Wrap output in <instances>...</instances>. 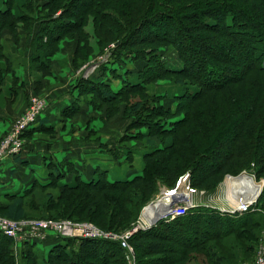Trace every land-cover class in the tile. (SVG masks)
<instances>
[{
    "label": "trees",
    "instance_id": "obj_1",
    "mask_svg": "<svg viewBox=\"0 0 264 264\" xmlns=\"http://www.w3.org/2000/svg\"><path fill=\"white\" fill-rule=\"evenodd\" d=\"M3 1L0 39L2 30L15 33L19 23L27 33L36 29L31 62L44 69L66 38L76 39L75 62L93 54L85 31L89 23L95 50L115 46L109 65L143 64L140 82L125 79L116 93L100 83L105 66L89 80H79L78 86L90 90L96 108L107 107L108 117L123 106L124 118L133 117L125 131L139 132L121 141H141L147 152L142 174L130 180L109 182L107 173L97 170L95 180L83 182L76 176L73 186L60 189L69 166L48 162L49 182H34L22 196H7V203L0 204L1 216L25 220L28 210L37 208L44 219L90 222L118 234L130 229L158 183L172 187L184 173L190 174L195 189L210 195L226 176L253 173L264 178V0ZM169 48L173 60L160 52ZM3 59L0 43V62ZM4 73L0 69V91ZM161 80L180 85L187 81L198 91L184 93L171 112L160 97L146 92V85ZM76 110L71 106L65 115L72 117ZM40 129L30 127L23 138ZM127 150L131 163L133 153ZM108 153L117 158L116 150ZM263 231L264 186L252 211L232 216L191 209L137 232L130 243L136 264H234L239 253L255 249ZM53 241L46 253L36 243L23 244L21 264H126L115 241ZM13 247L14 241L0 234V264H15Z\"/></svg>",
    "mask_w": 264,
    "mask_h": 264
},
{
    "label": "crops",
    "instance_id": "obj_2",
    "mask_svg": "<svg viewBox=\"0 0 264 264\" xmlns=\"http://www.w3.org/2000/svg\"><path fill=\"white\" fill-rule=\"evenodd\" d=\"M5 10V2L0 0V11ZM18 26L20 28L15 33L7 29L1 32L4 59L0 62V69L6 73L0 91V138L8 130L10 122L26 111L31 95L45 97L48 105L32 125L31 128L41 129L34 130L27 138L22 157L0 162V201L7 203V196H22L34 182L45 186L49 182L48 162L69 166L65 177L58 183L59 189L73 186L76 176L83 182L95 180L97 170L105 171L109 182L112 178L115 180L112 182L126 181L122 178L142 171L143 155L147 152L142 145L131 149L111 145L112 139L121 138L127 126L121 110L108 117L107 107L96 108L98 103L94 95L90 90L79 88L78 83L79 80H89L101 66H105L108 70L100 83L116 93L125 79L134 84L140 82L138 72L143 64L134 62L126 66H112L96 62L98 65L94 72L86 78L81 69L95 57V48L85 61L75 62L76 39H63L58 44V51L49 58L48 69L43 71L45 69L39 63L31 62V42L36 29L27 33L21 28V23ZM65 40L68 43L65 44ZM165 86L169 88L163 90ZM145 88L149 96L160 97V104L170 110L175 109L176 100L184 95L185 89L166 81H157ZM71 106H76L77 110L69 117L65 111ZM112 149L117 151V158L108 153ZM127 149L133 153L131 163L127 159ZM137 161L141 162L140 167ZM40 244L39 248L46 253L56 243L50 237Z\"/></svg>",
    "mask_w": 264,
    "mask_h": 264
},
{
    "label": "built area",
    "instance_id": "obj_3",
    "mask_svg": "<svg viewBox=\"0 0 264 264\" xmlns=\"http://www.w3.org/2000/svg\"><path fill=\"white\" fill-rule=\"evenodd\" d=\"M106 60L107 57L100 58L99 63ZM97 65L98 63H95L92 69H95ZM45 109L44 98L31 97L29 107L24 115L13 123L10 133L0 141V162L15 157L23 151L24 132L36 123ZM224 183V196L221 199L224 207L215 209L222 214L236 216L254 209L263 190L264 178L257 179L253 173H242L237 177L226 176ZM198 195L202 196L204 192H199L192 187L190 174L185 173L178 178L173 187L163 189L156 200L152 202V204L156 202L161 206L157 207V209L161 208L157 216L151 213L146 214L131 229L118 234L104 232L90 222L77 223L67 219L13 221L1 215L0 234L11 238L16 244H40L50 237L115 241L123 250L126 264H136L135 251L130 243L133 235L151 228L161 218V215H163V220L171 221L185 216L191 209L199 208L201 205L194 203V199ZM246 264H264V238L260 240L254 260Z\"/></svg>",
    "mask_w": 264,
    "mask_h": 264
},
{
    "label": "rangeland",
    "instance_id": "obj_4",
    "mask_svg": "<svg viewBox=\"0 0 264 264\" xmlns=\"http://www.w3.org/2000/svg\"><path fill=\"white\" fill-rule=\"evenodd\" d=\"M43 0H41V2H42ZM58 13H60V12H58ZM58 15V14H57ZM85 31H86V33H88L89 34V36H90V38H89V42H90V44H91V48L93 49V48H96V39H95V37H94V35H93V32H92V24H90L89 23V25L85 28ZM67 40H71V38H66ZM67 40H65V44L66 43H68V41ZM114 45L113 44H111V45H109L106 49H104L102 52H98V50H95V57H93V58H91L90 59V61L87 63V64H85L83 67H82V69H81V71L83 72V75L87 78V77H89L91 74H92V72H94V69H92V66L96 63V62H99V59L100 58H105V57H107V60L106 61H104V62H100L101 64H103V65H105L106 63L107 64H110L111 62H112V60L113 59H110V58H112V50L114 49ZM160 52H161V54L162 55H164V56H169V59L170 60H173V57H175V55L173 54V53H171L172 52V49L171 48H169V49H161L160 50ZM107 61H109V62H107ZM133 64V63H132ZM112 66H114L113 64H111ZM128 65H131V63H128ZM129 68H132V66H129ZM161 81H166V82H172V83H175V81L174 80H161ZM175 84H177V83H175ZM172 85V84H171ZM178 85H180V84H178ZM181 86H184L185 87V89H184V93H186V92H188V93H194V92H197L198 91V88L197 87H195V86H192V85H190L187 81H186V83H185V85H181ZM169 87H163L162 89L163 90H167ZM153 90H155V89H153ZM32 96H39V97H41L40 95H36V94H33V95H31L30 96V98H29V101H28V106H27V109H28V107H29V104H30V99H31V97ZM153 97H156V96H153ZM41 98H44L45 99V101H46V107H47V105H48V101L46 100V98L45 97H41ZM26 109V110H27ZM123 109H124V107L123 106H121L120 108H119V110H121V112H122V114H121V116H122V119L124 120L125 118H124V116H123ZM26 112V111H25ZM24 112V113H25ZM171 112H174V109L173 110H171ZM24 113L21 115V116H19L18 118H16V119H14V120H12L11 122H10V124H9V128H8V130L1 136V138H0V141L1 140H3L4 138H6V136L10 133V131H11V128H12V126H13V123L16 121V120H18L19 118H21L23 115H24ZM114 116V115H113ZM112 117V116H111ZM181 117V116H180ZM175 118H177V117H175ZM127 120V126L129 125V123H130V120H133V117L132 118H130V119H126ZM169 120H173V119H169ZM123 122V121H122ZM126 126V127H127ZM126 129V128H125ZM143 131H146L145 129H143ZM139 132V130H137V129H135V130H127V131H123L122 132V136H121V138H119L118 140H115V139H112L113 140V142L111 143V145H116V146H122L123 148H132V147H134V148H136L137 146H141V145H143V142H141V141H134V140H131V141H128V142H124L123 140L121 141V139L124 137V135H129V136H131V135H135V134H137ZM24 139V145H23V147H25L26 146V144H27V138H23ZM224 141V140H223ZM222 145V141H221V144H220V146ZM224 148V146L222 145L221 147H220V149H223ZM220 149H218L219 151L218 152H220ZM22 152H24V149H23V151ZM221 153V152H220ZM22 155H23V153H22ZM137 165L140 167V165H141V162L140 161H137ZM124 168V166L122 167V172H124L125 170L123 169ZM188 173V172H187ZM142 174V171H138L137 173H134L133 175H131V176H129L128 175V177L127 178H122V179H127V180H130V179H132L133 177H135V176H139V175H141ZM185 174V173H184ZM183 174V175H184ZM182 176V175H181ZM231 177H233V176H231ZM179 178V177H178ZM226 178V177H225ZM225 178L223 179V181H222V183L218 186V188L216 189V191H215V193H213L212 195H210L209 193H207L206 191H204V190H200V189H197L199 192H204V195H198L195 199H194V203H196V204H200L201 206H200V208H203V209H206V210H212V211H215V212H218L215 208L217 207V208H223L224 207V203L221 201H219V199L221 200L222 199V197L224 196V189H225V187H224V180H225ZM113 179V178H112ZM112 179H110V181L112 182V181H115V180H112ZM178 180V179H177ZM176 183V182H175ZM227 185V184H226ZM192 186V185H191ZM173 187V186H172ZM193 187V186H192ZM166 188H170V187H168L167 185H165V184H161V183H158L157 184V187H156V190H155V192L152 194V196L145 202V204L141 207V210L139 211V214H138V217H137V219H136V221L131 225V227L134 225V224H137V223H139L140 222V218H142L143 217V214L145 213V212H147L148 211V209H149V207H152V206H154V205H156V202L155 203H153L152 204V202H154L155 200H156V198H157V196L159 195V193L163 190V189H166ZM223 189V190H222ZM48 192H52L53 194H56L57 193V191L56 190H48ZM30 198V197H29ZM28 198V199H29ZM2 203H6V202H4V201H0V204H2ZM152 204V205H151ZM145 210V211H144ZM39 212L37 211V208H32V209H30V210H28V219H25V220H41V219H44V218H42V217H40L39 216ZM161 218L153 225V226H155L159 221H165V220H163V215H161L160 216ZM172 221V220H171ZM94 225V224H93ZM152 226V227H153ZM131 227H130V229H131ZM98 228V227H97ZM101 230V229H100ZM103 231V230H102ZM105 232V231H104ZM262 238H264V231L261 233V236H260V239H259V241L257 242V244H256V247H255V249L253 250V251H251L250 253H244L243 255L241 254V253H239V261L237 262V263H234V264H246V263H248V262H250V261H253L254 260V258H255V256H256V250H257V247L259 246V244H260V240L262 239ZM39 246H41V244H38V247ZM14 249V257H15V264H21L22 263V251H23V244H16L15 242H14V247H13ZM45 249H49V247L48 246H46V248ZM230 258L231 257H229L228 256V259L230 260Z\"/></svg>",
    "mask_w": 264,
    "mask_h": 264
},
{
    "label": "bare ground",
    "instance_id": "obj_5",
    "mask_svg": "<svg viewBox=\"0 0 264 264\" xmlns=\"http://www.w3.org/2000/svg\"><path fill=\"white\" fill-rule=\"evenodd\" d=\"M229 184L231 185L232 183H229ZM219 201L221 202L220 199H219ZM158 205L159 204L156 203V205L149 207L148 211L145 212L143 214V216H146V214H150V213L153 214L154 216H157V214L160 212L159 210H161V208L157 209ZM159 207H161V206L159 205Z\"/></svg>",
    "mask_w": 264,
    "mask_h": 264
}]
</instances>
